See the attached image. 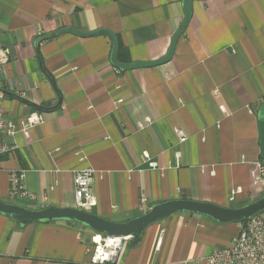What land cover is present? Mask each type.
Listing matches in <instances>:
<instances>
[{
  "label": "crops",
  "instance_id": "obj_1",
  "mask_svg": "<svg viewBox=\"0 0 264 264\" xmlns=\"http://www.w3.org/2000/svg\"><path fill=\"white\" fill-rule=\"evenodd\" d=\"M183 1L0 0V35L11 36L0 41L11 49L1 107L18 129V148L0 157L1 200L12 199L10 171L25 169L32 197L16 203L75 207L74 172L88 167L98 170L91 212L113 221L143 214L142 195L148 208L173 199L238 207L264 193L253 174L263 161L264 0H195L172 57L155 66L119 69L108 35L58 32L106 28L130 62L152 61L167 54ZM34 112L45 121L26 136ZM241 223L174 213L129 241L117 264L207 257ZM93 235L76 222L21 226L0 214V264H91Z\"/></svg>",
  "mask_w": 264,
  "mask_h": 264
},
{
  "label": "built area",
  "instance_id": "obj_2",
  "mask_svg": "<svg viewBox=\"0 0 264 264\" xmlns=\"http://www.w3.org/2000/svg\"><path fill=\"white\" fill-rule=\"evenodd\" d=\"M11 60V49L0 46V74ZM218 92V91H216ZM4 92L0 89V157L9 154L18 148L16 135L17 126L1 107ZM122 101V100H120ZM222 110L226 112L224 106ZM45 121L43 113L34 112L25 120L24 134L30 136V130ZM181 141L187 139L182 130H178ZM149 156H145L147 159ZM257 170L254 171L255 180L264 179V161H259ZM150 167H158L157 162H150ZM98 170L92 167L78 169L74 172L75 207L91 212L96 205V196L93 184ZM26 170H11L9 173V195L13 200H28L32 195L25 183ZM147 198L142 195L140 208L146 212ZM134 235L117 236L104 233H94L93 253L91 264H117L118 259ZM183 264H264V211L260 212L241 223L240 233L229 246L215 249L212 254L199 259H186Z\"/></svg>",
  "mask_w": 264,
  "mask_h": 264
},
{
  "label": "water",
  "instance_id": "obj_3",
  "mask_svg": "<svg viewBox=\"0 0 264 264\" xmlns=\"http://www.w3.org/2000/svg\"><path fill=\"white\" fill-rule=\"evenodd\" d=\"M195 0H184V19L173 36L169 50L160 59L146 62H121L118 59L119 41L117 36L109 29L102 28L91 32L80 31L73 27L60 29L58 32H73L83 36L106 34L112 40L111 61L119 69L128 70L145 66H155L168 61L174 52L180 35L187 27L193 12ZM11 39L9 34H1L0 41ZM258 123L260 128V142L262 147V160L264 161V102L258 111ZM264 211V193L257 199L238 207L217 205L208 201H196L191 199H173L153 204L146 212L127 221H113L95 213L79 209L77 207L49 206L41 209H32L21 204L7 202L0 199V214L15 219L21 226L32 222L69 221L76 222L94 232L108 235L127 236L144 231L150 224L164 219L174 213H196L219 222H241Z\"/></svg>",
  "mask_w": 264,
  "mask_h": 264
},
{
  "label": "trees",
  "instance_id": "obj_4",
  "mask_svg": "<svg viewBox=\"0 0 264 264\" xmlns=\"http://www.w3.org/2000/svg\"><path fill=\"white\" fill-rule=\"evenodd\" d=\"M124 52H125V49L123 48L121 42L119 41L118 59H120V61L122 60L121 62H130L129 61V58H127L126 56H124ZM244 221H246V220H243L241 222H244ZM94 233H96V232H94ZM140 234L141 233L134 235V237H133L134 238V242H137L138 241V238L140 237Z\"/></svg>",
  "mask_w": 264,
  "mask_h": 264
},
{
  "label": "rangeland",
  "instance_id": "obj_5",
  "mask_svg": "<svg viewBox=\"0 0 264 264\" xmlns=\"http://www.w3.org/2000/svg\"><path fill=\"white\" fill-rule=\"evenodd\" d=\"M4 200H6L7 202H12V203H16V202H20L19 200H13V199H6L4 198ZM18 204V203H17ZM84 227V226H83ZM87 228V227H84Z\"/></svg>",
  "mask_w": 264,
  "mask_h": 264
}]
</instances>
